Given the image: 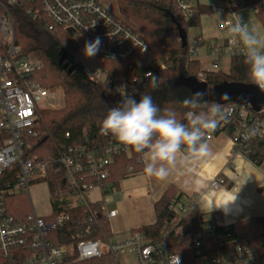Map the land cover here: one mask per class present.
Here are the masks:
<instances>
[{
	"label": "built area",
	"instance_id": "2783aa9c",
	"mask_svg": "<svg viewBox=\"0 0 264 264\" xmlns=\"http://www.w3.org/2000/svg\"><path fill=\"white\" fill-rule=\"evenodd\" d=\"M142 1L172 4L187 22L204 7L220 14L223 38L210 41L207 46L211 58L218 61L198 73L200 83H206L210 74L221 71V59L244 58L241 46L228 31L233 23L231 14H240L243 10L235 1ZM259 9L264 10V1ZM257 10L252 9L254 13ZM19 14L52 37L68 36L78 44L100 37V50L94 57L103 62L127 63L136 57L151 55L144 35L110 13L101 0H0V260L6 264H84L100 259H107V264H170L176 255L170 250L171 234L181 219L195 211L194 204L187 206L180 201L173 205L177 218L159 240L148 238L141 229H136L122 241L85 239L58 245L57 235L69 231L70 226L96 224L100 214H104L108 222L119 215L118 210L108 211L105 204L90 201L88 194L96 189L112 190L103 181L110 175L115 159L130 156L131 149L110 135H104L103 142L92 140L87 129H83L82 143L60 146L58 153L48 158L26 159L27 138L39 136L35 132L39 112L47 109L40 108L38 103L48 101L51 94L35 79L41 63L21 57L16 45L15 22ZM77 36L82 41L79 42ZM199 51V45H189L188 59L200 62ZM169 69L170 64L159 62L152 70L134 78H110L105 69L101 74L90 75L120 100L122 86L129 95L147 91L155 88L149 84L148 73L158 77L156 83L160 86ZM221 108L224 117L219 127L207 134V142L217 135L227 136L235 153L244 155L252 140L264 137V106L259 112L250 105L244 107L235 102ZM252 130H255L254 135H251ZM246 133L249 134L247 139ZM70 137L67 133L66 138ZM140 162L144 163L143 155ZM13 168L16 170H10ZM224 183V179L215 178L210 188L218 190ZM37 184H46L49 188L52 212L46 217L37 214L30 198V189ZM15 195L28 198L30 211L26 216L16 217L10 213L8 201ZM81 207L86 209L87 216L74 221L69 209ZM198 222L201 231L191 240L195 264H264V250L231 245L229 226L206 215H198ZM211 244H217L219 249L212 248ZM180 264H184L181 258Z\"/></svg>",
	"mask_w": 264,
	"mask_h": 264
},
{
	"label": "trees",
	"instance_id": "16d2710c",
	"mask_svg": "<svg viewBox=\"0 0 264 264\" xmlns=\"http://www.w3.org/2000/svg\"><path fill=\"white\" fill-rule=\"evenodd\" d=\"M233 1L242 4L243 9L257 8L255 14L264 23V10L259 9L264 0ZM116 3L120 13L145 33L144 37L151 54L159 62L170 64L162 85L136 93L133 95L134 98L138 101L141 94H150L162 110H174L177 118L185 123H188L186 119L188 111H206L207 107L213 103L202 102L195 109L185 107L183 101L191 98L192 93L188 88L177 86L176 83L181 75L199 82L197 75L201 71V64L199 61H190L187 57L188 30L198 25L201 16L214 11L207 7L200 8L195 17L187 22L172 4H150L142 0H116ZM15 24L16 45L20 48L21 57L41 63V69L35 74L39 86L47 90L60 88L63 93L61 109H44L39 112L35 127V132H38L39 136H28L29 149L26 159L41 160L57 154L60 146L82 143L83 129H87L92 140L103 142L104 135L100 132L101 122L108 108L116 106L121 99L118 100L112 91L93 80L90 73L81 66L79 59L84 56L85 43L78 44L68 36L52 37L22 14H19ZM63 55L67 57L71 66L75 67L71 74L63 69L64 63H61ZM103 68L109 73L110 78L117 76L134 78L152 70L153 66L145 56L136 57L127 63L104 62ZM226 83L256 87L248 79L244 58L231 59L229 73L219 71L210 74L206 80L210 88ZM67 133L70 134V138H66ZM244 156L257 167H264V137L252 140ZM141 157L142 154L131 149L130 156L123 155L116 158L110 166V175L103 181V184L116 189L130 175L142 172ZM262 190L264 191V188ZM180 199L181 195L178 190L174 186L169 187L155 206V225L141 228L148 238L159 240L163 233L172 226L177 218L173 205L180 202ZM8 205L10 213L16 217L26 216L30 211L29 201L25 195L13 196L8 201ZM69 210L72 212L74 221L87 216L85 208ZM70 228L69 231H62L57 235L58 245L75 244L85 239L105 241L113 237L104 214H100L96 224L73 225ZM200 231L198 214L193 211L178 222L171 234L170 250L173 254H178L184 264H195L191 240ZM228 233L231 245L241 244L256 250H264V217L239 221L229 226ZM211 247L219 249L217 244H211ZM0 264L6 263L0 260ZM84 264H107V259Z\"/></svg>",
	"mask_w": 264,
	"mask_h": 264
},
{
	"label": "clouds",
	"instance_id": "9594fccd",
	"mask_svg": "<svg viewBox=\"0 0 264 264\" xmlns=\"http://www.w3.org/2000/svg\"><path fill=\"white\" fill-rule=\"evenodd\" d=\"M233 23L228 31L242 48L249 81L264 92V36L250 29L239 13H232ZM100 37L86 41L83 54L92 58L98 54ZM149 84L157 86L158 77L148 73ZM120 102L108 108L100 125V132L112 136L126 148L144 157V172L149 177L166 180L180 164L195 163L210 154L207 134L214 132L224 117L221 105L213 103L204 112L188 111L185 123L172 109H161L150 94H141L139 100L121 87ZM205 93H193L183 101L185 107L200 106ZM255 134L252 130L251 135ZM249 134H245V139ZM170 264H180L176 254Z\"/></svg>",
	"mask_w": 264,
	"mask_h": 264
},
{
	"label": "crops",
	"instance_id": "0c3cea01",
	"mask_svg": "<svg viewBox=\"0 0 264 264\" xmlns=\"http://www.w3.org/2000/svg\"><path fill=\"white\" fill-rule=\"evenodd\" d=\"M208 143V156L178 165L163 181L149 177L143 163L142 172L130 175L111 190L114 199H119L114 208L109 209L103 200L94 201L105 204L108 211L118 210L119 215L110 220L126 222L123 226L120 223L115 232L111 229L112 239L122 241L136 229L155 225V206L171 186L178 190L184 205L194 204L198 215L215 218L222 225L264 217V167L236 154L227 136L217 135ZM215 178L225 180L218 190L210 188ZM99 191L102 196L108 192Z\"/></svg>",
	"mask_w": 264,
	"mask_h": 264
},
{
	"label": "rangeland",
	"instance_id": "374dc122",
	"mask_svg": "<svg viewBox=\"0 0 264 264\" xmlns=\"http://www.w3.org/2000/svg\"><path fill=\"white\" fill-rule=\"evenodd\" d=\"M102 5L107 8L110 13L121 19L123 22L133 26L136 28L142 35L145 36V33L139 29V27L135 26L133 23L129 22L119 11L116 0H101ZM242 5V4H241ZM240 15L245 20V22L249 25L250 29L256 30L258 34L264 36V23L263 21L256 15L251 9H243L240 12ZM222 18L218 12H213L208 15L201 16L199 23L196 27L188 30V40L189 45L191 47H195L197 45L200 46L199 51V60L201 64V70L206 69L208 66L217 63V59H212L210 54L208 53L207 46L210 41L219 40L221 41L223 38L222 31ZM77 40L80 42L82 38L77 36ZM152 53V52H151ZM149 62L154 66L159 65V61L154 57L153 54L148 56ZM81 66L90 74H101L103 68V61L99 58L92 57L86 58L85 56L80 59ZM221 71L223 73L230 72V60L221 59ZM49 93L51 94V98L48 101H41L38 103V106L42 109L47 108L51 110H59L63 106V93L60 88L49 89ZM47 104L51 106L47 107ZM124 185V183H123ZM99 189L93 190L88 194L90 201H101L108 206V208H114L119 199H114V193L112 191H108L102 196L99 193ZM116 193V192H115ZM126 194V193H125ZM123 195V194H122ZM124 197V196H123ZM30 198L33 202L35 210L40 217L49 216L52 212L51 200H50V192L49 188L46 184H37L31 187L30 189ZM121 198V197H120ZM110 226L113 232L117 231L118 226H120V221L110 220ZM126 222L121 223L123 226ZM126 236V235H125Z\"/></svg>",
	"mask_w": 264,
	"mask_h": 264
},
{
	"label": "water",
	"instance_id": "95a60500",
	"mask_svg": "<svg viewBox=\"0 0 264 264\" xmlns=\"http://www.w3.org/2000/svg\"><path fill=\"white\" fill-rule=\"evenodd\" d=\"M64 63L63 69L68 70L71 74L75 67L71 66L65 55L61 58ZM177 86L188 88L192 95L196 92L205 93L203 97L204 103H217L219 105L235 102L241 106H251L255 112H259L264 106V93L253 86H243L238 84H222L214 88H210L206 83H199L193 78H186L181 75L178 79Z\"/></svg>",
	"mask_w": 264,
	"mask_h": 264
}]
</instances>
